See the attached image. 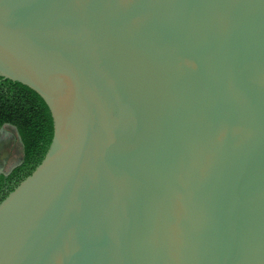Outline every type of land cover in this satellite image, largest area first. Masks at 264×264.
Listing matches in <instances>:
<instances>
[{"label":"water","instance_id":"water-1","mask_svg":"<svg viewBox=\"0 0 264 264\" xmlns=\"http://www.w3.org/2000/svg\"><path fill=\"white\" fill-rule=\"evenodd\" d=\"M0 76L54 120L0 264H264V0H0Z\"/></svg>","mask_w":264,"mask_h":264},{"label":"trees","instance_id":"trees-1","mask_svg":"<svg viewBox=\"0 0 264 264\" xmlns=\"http://www.w3.org/2000/svg\"><path fill=\"white\" fill-rule=\"evenodd\" d=\"M5 124L17 129L24 159L10 174L0 175V203L43 161L54 137V120L42 96L19 81L0 76V128Z\"/></svg>","mask_w":264,"mask_h":264},{"label":"flooded vegetation","instance_id":"flooded-vegetation-1","mask_svg":"<svg viewBox=\"0 0 264 264\" xmlns=\"http://www.w3.org/2000/svg\"><path fill=\"white\" fill-rule=\"evenodd\" d=\"M4 138H5V137H3V136L0 134V145H1V142L4 144V146H1V147H2V149H1V152H2V153L0 154V159H1V160H2V158H3V153H4L3 151H4V149H5L4 147H5V145H6V143L4 142ZM3 164H5V163H2V161H0V168H2V165H3Z\"/></svg>","mask_w":264,"mask_h":264}]
</instances>
